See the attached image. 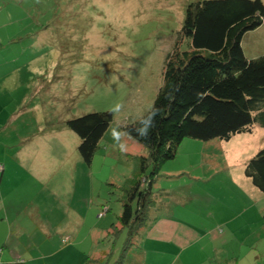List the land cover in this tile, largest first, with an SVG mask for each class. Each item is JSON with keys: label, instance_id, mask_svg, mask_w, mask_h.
<instances>
[{"label": "rangeland", "instance_id": "rangeland-1", "mask_svg": "<svg viewBox=\"0 0 264 264\" xmlns=\"http://www.w3.org/2000/svg\"><path fill=\"white\" fill-rule=\"evenodd\" d=\"M195 1L0 0V191L9 214H16L9 223L25 258L45 253L41 244L51 242L67 264H101L96 259L104 250L114 252L109 264L115 260L123 236L115 242L114 224L146 155L123 127L150 110L185 8ZM242 47L249 59L264 56V24L243 36ZM107 111L112 122L86 165L65 121ZM49 124L58 130L45 144L39 134ZM258 131V146L244 154L242 134L210 144L185 139L166 164L181 171L160 172L152 185L161 208L208 207L236 223L217 252L220 264H264L257 210L264 209V196L256 189L261 200L244 216L248 203L221 194L219 181L223 168L242 175L245 162L264 148V128ZM195 175L200 179L192 180ZM205 192L216 199L202 202ZM243 216L260 228H246Z\"/></svg>", "mask_w": 264, "mask_h": 264}, {"label": "trees", "instance_id": "trees-1", "mask_svg": "<svg viewBox=\"0 0 264 264\" xmlns=\"http://www.w3.org/2000/svg\"><path fill=\"white\" fill-rule=\"evenodd\" d=\"M263 24L261 0H198L186 6L150 110L123 127L146 150L126 191L119 227H114L118 234L125 231L128 245L153 219L158 195L152 185L185 139L227 142L235 135L264 128V56L249 59L242 47L243 36ZM182 42H186L185 49L178 47ZM112 119V112L107 111L65 121L66 128L79 138L77 151L86 165L91 164ZM243 174L264 196V148L245 163ZM125 251L122 249L120 259ZM120 259L113 264H120Z\"/></svg>", "mask_w": 264, "mask_h": 264}, {"label": "crops", "instance_id": "crops-1", "mask_svg": "<svg viewBox=\"0 0 264 264\" xmlns=\"http://www.w3.org/2000/svg\"><path fill=\"white\" fill-rule=\"evenodd\" d=\"M57 130L58 128H55V125L49 124L48 128L42 129L39 135H41V139L44 140V143L47 144V136H51L52 133ZM262 132L263 131H258V128H255L251 134L238 135L244 138L241 148L243 154L249 150L250 146L256 147ZM213 142L215 141L211 143ZM207 144H210V142ZM166 164L167 163L160 169V172H163L165 176L181 171L170 172L166 168ZM223 170L225 172L221 175L219 181L221 185H225V188H221V194L228 195L237 202L248 203L242 210L245 216L246 212L253 208L254 204H259L257 202L261 200L260 193H257L256 188L243 173L242 175H234L232 170L226 168H223ZM204 173H206V171ZM200 177L199 175H195L192 180L200 179ZM214 196L216 195L212 192H205L199 199L207 203V201L211 202L216 199ZM4 200L3 193L0 191V264L69 263V258L63 255H55L56 253H60V249L57 247L58 251H54L57 248H54L51 242H44L41 244V247L47 249L45 253L39 255L28 254V257L25 258V255L21 253L20 243L13 238V224L11 225L9 223L10 218H12V222L14 221L16 214H9L10 210L7 209ZM184 207L186 206L166 207L164 209L158 204L157 211L151 212L153 219L145 224L137 238L131 241V245L125 243V231L121 229L122 231L116 236L115 240L116 242L123 236L120 250L115 260L110 264L116 263L120 259L119 256L124 248L126 251L121 256L120 264H220L222 259L220 258L221 255L217 254V252L224 249V246L232 239V233L234 231L230 228L236 223L226 214L215 215L213 212H208L210 209L208 207H197V211ZM262 209L263 208H257L259 216H262ZM235 214H238V212ZM244 216L242 217L243 223H247V228L252 220L246 219ZM208 220L210 224H208ZM117 225L114 224V227L118 228L119 224ZM252 225L253 227L251 228H260L259 225ZM262 227L264 228V225H262ZM260 239L261 236H259V240ZM218 244H220L222 248H217L216 245ZM52 248L54 249L49 251ZM66 249L68 250L69 247ZM110 252L111 254L109 251L107 252V250H104V252H102L103 257L100 259L97 258L96 262L109 264V261L112 259L110 255L113 256L114 254L113 250ZM213 255L216 256V259ZM259 260L262 262V259ZM225 261L227 260L225 259Z\"/></svg>", "mask_w": 264, "mask_h": 264}, {"label": "clouds", "instance_id": "clouds-1", "mask_svg": "<svg viewBox=\"0 0 264 264\" xmlns=\"http://www.w3.org/2000/svg\"><path fill=\"white\" fill-rule=\"evenodd\" d=\"M150 129L146 130L144 136L146 137L148 135V132H149Z\"/></svg>", "mask_w": 264, "mask_h": 264}, {"label": "built area", "instance_id": "built-area-1", "mask_svg": "<svg viewBox=\"0 0 264 264\" xmlns=\"http://www.w3.org/2000/svg\"><path fill=\"white\" fill-rule=\"evenodd\" d=\"M105 211H106V210H104V211H103L102 213H100V214H102V215H103V214L105 213Z\"/></svg>", "mask_w": 264, "mask_h": 264}]
</instances>
